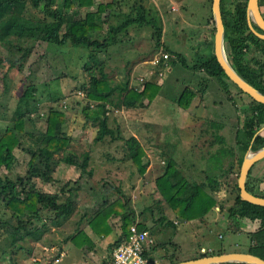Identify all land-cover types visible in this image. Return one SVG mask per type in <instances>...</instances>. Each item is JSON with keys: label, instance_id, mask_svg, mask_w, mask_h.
<instances>
[{"label": "rangeland", "instance_id": "374dc122", "mask_svg": "<svg viewBox=\"0 0 264 264\" xmlns=\"http://www.w3.org/2000/svg\"><path fill=\"white\" fill-rule=\"evenodd\" d=\"M52 1V8L59 10L64 17V30L73 23H84L86 13H95L98 5H110L104 12L94 14L96 16L93 23L99 29L92 34L99 41L104 39L108 25L123 21V15L130 12L131 8H143L146 17H156L162 28L160 43L163 51L154 48L156 39L153 30L149 26L141 28L138 25H132L125 33L120 34L117 44L105 52L93 51L99 62L91 63L89 71H86V65L91 50L86 47L73 48L67 43L57 48L40 43V36L21 39L13 37L9 42H0V48L9 52L5 59L8 58L12 63L20 61L22 65L10 68L9 60L0 62V136L12 121L17 99L30 83L34 87L33 95L37 101L30 102V105L37 106V114L46 115L49 107H55L65 116L63 132L70 138V149L57 153L54 155L55 159L46 160L45 164L37 165L33 173L34 184L43 193L67 195L73 186L72 182L79 176L77 170L82 168L85 161V170H92L89 180L86 176L81 180L82 184L89 181L92 187L88 186L87 190V186L82 185L81 190L76 189V194L72 193V200H76L72 203L70 215L64 217L63 221L45 224L46 217L42 215L41 220L40 212L31 227L30 236L15 244H9L11 239L6 235L8 233L0 228V264H105V255L100 249H97L99 252L95 250L91 254L88 245L81 247L72 243L74 235L78 245L84 242L82 236L77 234L94 215V208L97 209L98 204H101L103 189L100 184L103 182L112 185L104 193L111 195L113 199L122 200V193L128 198L124 202V208L127 212H133V223L152 225L147 227L150 239L156 245L155 252H149L147 257L151 263L154 260L157 264L185 261L192 258L199 247L202 248L201 252L245 254L248 247L245 231L234 234L226 231L227 223L220 210H212L205 222L193 221L186 225V222L176 219L171 210L162 203L154 183L164 170V161L169 160L182 173V177L199 185L203 183L204 175L213 177L214 173L224 170L229 158L225 157L227 159H224L225 166L222 170L216 168L221 162L217 161L218 156L215 153L219 147L212 148L208 145L217 135L213 124L218 122L223 126L220 135H224V142L229 148L234 146L235 122L243 119V109L239 107L242 98L241 95L238 96L237 87L228 83L224 88L219 80L204 82V74L190 70L199 53L204 56L213 54L215 27L210 8L211 0H94L95 5L89 9L75 6L70 10L63 8L64 0ZM231 2L232 0H228V4ZM25 11L30 13L31 18L33 14L35 19L41 21L40 15L27 7ZM260 11L264 19V6ZM131 16L134 17L135 14ZM18 47L23 51L30 50L28 56L22 58L23 52L19 54ZM164 54L168 56L167 60H163ZM176 55L185 60L186 67L179 64ZM153 59L159 62L157 70L161 77L157 75L148 81L160 84L158 95L149 106L144 100L139 104L135 102V106H127L118 99L119 94L115 93L109 99L106 113L107 126L113 131L114 139L105 137L95 143L98 127L94 123L86 122L82 114V108L87 105L83 100V91L88 85L89 73L99 76L98 68H101L100 72L112 85H122L127 81L130 89L138 90V79L149 76L144 68ZM161 59L164 62L160 64ZM185 87L202 91L197 93V99L186 113L176 109L173 101ZM228 96L233 97L238 110L228 101ZM26 119L27 116L24 119L23 133H16L20 141V146L14 150L18 161L15 164L16 171L0 168L12 181H16L18 174L25 176V173L19 172L24 171L34 152L31 135L45 129L44 119H35L34 113L30 120ZM260 132L264 135V128ZM129 137L135 138L143 149L145 171L142 175L138 174L130 159L125 144ZM234 149L241 154L240 148L234 146ZM64 163L71 165L65 166ZM256 165L259 170L262 169V166L257 163ZM52 169H55L54 177L56 173L60 174L58 178L55 177L52 181L50 178L49 181L47 175L52 173ZM229 173H233L228 179L231 190L225 188V178L215 192L217 201L223 202L225 206L233 201L232 189L239 176L236 168L230 169ZM261 188H264L263 184ZM83 192H86V196H82ZM65 195H62L63 199L66 198ZM2 208L0 204V218L6 219ZM160 213L177 227L164 226L165 224L162 226ZM117 218L119 217L112 221L116 228L121 222Z\"/></svg>", "mask_w": 264, "mask_h": 264}, {"label": "trees", "instance_id": "16d2710c", "mask_svg": "<svg viewBox=\"0 0 264 264\" xmlns=\"http://www.w3.org/2000/svg\"><path fill=\"white\" fill-rule=\"evenodd\" d=\"M247 1L248 0H232V2L228 4V0H220V12L224 26V50L232 69L246 83L264 95V40L259 39L249 30L246 19ZM94 5V0H64L63 8L65 10H70L77 6L78 8L89 9ZM52 6V0H0V42H9L13 37L21 39L40 36V43L54 45L57 48H61L62 45L67 43H70L73 48L86 47L91 50L89 54L90 58L86 65V71H89L91 63L99 62L94 52H105L109 47L115 46L120 34L125 33L130 26L138 25L141 28L149 26L153 30L156 39L154 48L155 50L163 51L160 43L162 28L156 17H146L143 8L137 7L134 8V10L131 8L130 12L123 15V21L116 25H108L104 39L99 41L92 34L99 29V27L93 23L96 16L94 14L104 12L110 5H98L95 13H90V11L86 13L84 23H73L66 30H64L63 15L59 10L53 9ZM258 6L260 10V8L264 6V0H258ZM26 7L35 12L36 15H40L41 21L39 22L38 19H35L33 14H31V18L30 13L25 11ZM133 13L135 14L134 17L131 16ZM252 27L256 33L263 35V32L254 24H252ZM17 51L19 54L23 52L21 56L24 58L28 56L30 50L23 51L18 47ZM8 54L9 52H4L0 48V62L9 60L8 58L5 59ZM176 57L178 58L179 64L186 67L185 60L179 55H176ZM8 63L10 68L22 67L20 61L12 63V61L9 60ZM153 68L155 70L154 73H156L154 77H157V66ZM190 70L194 73L204 74V82L219 80L224 88L228 86V83L232 84L225 76L212 53L208 56L199 53ZM100 71L101 68H98L99 76L93 72L89 73L90 79L88 85L84 88L85 91H83V100L87 105L82 108V114L86 122L94 123L98 127L97 135L94 139L95 143L102 141L105 137L114 139L113 131L107 126L106 113L108 112L107 104L110 102L109 99L115 93L119 94L118 99L127 106H135V102L139 104L142 100L146 101L145 104L149 106L161 90L160 84L150 82L141 83L138 90L137 88L130 89L127 82L122 85H112L109 79L102 75ZM201 90H203V87ZM33 91L34 87L32 83L25 87L20 98L17 99L18 104L14 110L12 121L0 136V168L3 167L8 171H16L15 164H17L18 161H16L14 156V150L20 146V141L16 133H23L25 116H27L26 120H30L32 113H34L35 119H44L45 129L30 137L34 145V152L29 157L24 171L19 172L25 173V176H20L18 174L16 181H12L5 176L0 169V204L3 207V216H7L6 219L0 218V228L3 229L5 233H8L6 235L11 239L9 244H15L30 236L31 227L36 222L40 212L42 213L40 215L41 220L43 216L46 217L45 224H57L63 221L64 217L66 218L70 215L72 203L76 200H72V193L76 194V189L81 190L82 185L87 186V190H89L88 186L92 187L89 181L84 184L81 182L84 176H86L88 180L92 176L91 169L88 171L85 170L87 165L86 161L79 170H77L78 168L76 167L79 176L73 182L71 181L73 186L68 190L67 195L62 193H60V195L43 193L42 190L34 184V168L41 163L45 164L46 160L55 159L54 155L57 153H63L69 150L70 138L63 132L65 116L61 110L55 107H49L47 114L40 116L36 111L37 106L34 105L31 107L30 102L37 103ZM237 91L239 94L238 96L241 95L242 98L239 107L243 109V119H241V122H235L234 146L240 148L241 154L236 153L234 146L229 148L226 146L224 137L220 135L223 126L218 123L213 124V128L217 131V135L215 137L213 136L214 138L208 144L212 146V148L215 146L219 147V149H216L215 153L218 156L217 161L219 162L221 160V162L216 165V168L222 170L225 166V160L229 158L226 168L222 170L219 175L220 178L224 177V179H227L233 174L229 173L230 169L236 168L240 171L244 154L249 148L255 151L256 149L264 147V137H262L260 132L264 128V105L256 103L248 95L239 91V89ZM198 92L199 90L197 89L185 87L173 100L175 103L174 107L186 112L192 106L193 101L197 99ZM228 101L238 110L237 106H235L233 97H229ZM125 144L129 151L133 166L136 167L138 174L142 175L145 171V166L143 165L144 152L142 147L133 137L126 139ZM87 159L88 157L86 160ZM66 164L71 165L69 163H64L63 165L66 166ZM59 165L60 164H58V167ZM52 170V173L47 175L49 181L50 178L51 181L55 177L58 178L60 174L56 173L54 177L55 173L53 172L55 169ZM180 174L182 173H180L177 168L173 167L171 160L168 162L164 161V170L154 182L160 199H162V203L171 210L175 218L182 222H186V224H191L193 221L204 222L210 212L216 208L220 210V214L225 217L222 216L227 223L225 228L226 231L232 234L240 233L242 230L245 231L244 233L248 237L246 254L258 257L264 261V207L242 201L239 196L237 182L232 189V195L234 196L233 201L231 204L225 206L223 202L219 203L215 197V192L219 190L221 185L218 182L219 177L217 179L216 176L214 178L206 176L204 182L199 185L191 179L189 180L182 177ZM249 174L247 179L249 178ZM62 177L63 175H61V178ZM67 183L68 182H66L65 185H67ZM100 186L103 189L100 199L101 204H98L97 209L94 208V215L89 224L97 236L104 237L108 232L105 230L107 229L106 221L109 218L119 217L117 219L121 220L120 227L122 237L115 242L109 243L108 249L112 251L127 240L129 228L133 223V212H127L125 210L124 202L127 201L128 198L123 193L121 194L122 200L117 198L113 199L111 195L104 193L109 188H112V185L103 182ZM245 187L246 190L254 196L264 198V193L252 190L248 186V182H246ZM208 190L210 191L207 192ZM62 195H65L66 198L63 199ZM99 212L100 214H98ZM160 214L161 217L159 220L161 222L166 221L162 213ZM166 222L172 228L177 227L174 222ZM229 222L230 224H228ZM138 229L144 231L145 228L144 226H140ZM77 235H81L84 242L78 245L75 238V240L72 241L75 246H92V242H90L83 231H80ZM152 247L145 250L144 255L146 257ZM201 249L202 248L199 247L196 256L193 258L194 260L225 254V252L220 251L217 253L201 252ZM174 263L175 262H170V264Z\"/></svg>", "mask_w": 264, "mask_h": 264}, {"label": "water", "instance_id": "95a60500", "mask_svg": "<svg viewBox=\"0 0 264 264\" xmlns=\"http://www.w3.org/2000/svg\"><path fill=\"white\" fill-rule=\"evenodd\" d=\"M212 17L215 27L213 36V56L223 70L228 80L235 85L239 91L248 95L253 101L264 105V95L246 83L230 66L224 50V26L220 12V0H212L211 5ZM246 19L249 30L252 31L259 39L264 40V19L258 6V0H248L246 8ZM252 24L263 32V35L254 31ZM264 159V147L255 151H248L243 157L237 179L239 196L242 201L264 207V198L256 197L246 190V179L251 167ZM176 264H264V261L258 257L243 253H228L219 256L204 257L191 261Z\"/></svg>", "mask_w": 264, "mask_h": 264}, {"label": "crops", "instance_id": "0c3cea01", "mask_svg": "<svg viewBox=\"0 0 264 264\" xmlns=\"http://www.w3.org/2000/svg\"><path fill=\"white\" fill-rule=\"evenodd\" d=\"M152 61V60H151ZM150 61V62H151ZM161 62L163 63L164 61L161 59L160 60V64H161ZM153 67H156V66H152L150 63H149V66L148 67H146V68H144V69H146V71H148V77L146 78V79H142V78H140V79H138L139 80V84H141V83H143V82H150V81H148V80H150V79H152V77H154V72H155V70H154V68ZM157 67H159V65L157 66ZM144 72H145V70H143ZM143 72V73H144ZM157 72H158V70H157ZM137 73L135 72V75H136ZM158 76H159V73H158ZM161 77V76H160ZM159 81V80H158ZM127 82V81H126ZM125 84V83H124ZM133 85V84H132ZM134 86V85H133ZM187 112V111H186ZM185 112V113H186ZM195 112V111H194ZM218 123V122H217ZM218 124H220V123H218ZM220 133H221V131H220ZM222 136L224 137V135L222 134ZM262 137H264V135H262ZM217 149V148H216ZM249 150H250V148H249ZM257 164H259L260 166H262V169L261 170H259V167L256 165V163L251 167V171H250V174H249V178L248 179H246V182H248V186L252 189V190H254V191H256V192H263L264 193V188L262 189L261 188V184H263L264 185V159H262V160H260L259 161V163L257 162ZM257 170V171H256ZM220 173L221 172H218V173H214L215 175L213 176V177H211V176H209V177H211V178H214L215 176L217 177V179H218V177H219V175H220ZM210 175H212V173L210 174ZM206 176H208V174H206V175H204V179L206 178ZM158 178V177H157ZM156 178V179H157ZM155 179V180H156ZM221 179H223L224 180V177L223 178H220L219 177V180H218V182L221 184V181H223V180H221ZM228 179H230V177H228L225 181H226V187L225 186H223V187H225L226 189H230V183H229V181L230 180H228ZM225 181H224V183H225ZM68 182V181H67ZM202 182H204V181H202ZM231 190V189H230ZM230 190H229V192H230ZM210 190H208L207 192H209ZM225 192V191H224ZM250 193V192H249ZM83 195L85 194L86 195V192H83L82 193ZM252 194V193H251ZM217 199V198H216ZM175 217V216H174ZM92 218H93V216L92 217H90L89 218V220H88V222H87V224H86V226L82 229V231L86 234V236L89 238V240H90V242H92V246H88V251H89V253H93V251H95V250H97V249H100L101 250V252L103 253L104 252V255H105V258H106V262H105V264L107 263V262H109V260H110V256H111V253H112V251H109V249H108V245H109V243H111V242H115L116 240H118L120 237H122V231H121V222H119L120 224H119V227L118 228H116L115 226H114V224L112 223V221L113 220H116V219H113V218H109L107 221H106V225H107V229H105L106 231H108L107 232V234L104 236V237H100V236H97L95 233H94V231L91 229V225L89 224L90 223V221H92ZM165 219H166V217H164ZM167 221V220H166ZM166 221H160V223H162L161 225L163 226V224H165L164 226H169V224H167V222ZM169 221V220H168ZM206 221V218H205V220H204V222ZM159 222V221H158ZM171 222H173V221H171ZM152 223H155V221H153L152 220ZM133 224H136V225H138V227H140V226H144V231H146V232H148V230H147V227H151L150 225H148V226H146L144 223H141V224H139V223H136V222H134V223H132V225ZM175 224V223H174ZM188 224V223H187ZM186 224V225H187ZM160 225V224H159ZM164 233H165V228H164ZM148 234H149V232H148ZM75 236V235H74ZM73 236V238H74V240H75V237ZM72 238V237H71ZM159 239H161V237L159 238ZM152 242H153V247H152V249H151V251L149 250V252H155V243H154V241H153V239H152ZM202 250V249H201ZM204 250V249H203ZM98 251V250H97ZM99 252V251H98ZM155 254V253H154ZM226 254V253H225ZM228 254V253H227ZM196 256V253L194 254V256L192 257V258H188L187 260H185V261H174L175 263L174 264H176V263H181V262H186V261H191V260H194L193 258ZM168 259H169V256H168ZM155 262H156V260H154ZM155 262H153L154 264H157V262L155 263ZM83 263H86V262H83ZM166 264H170V262H168V263H166Z\"/></svg>", "mask_w": 264, "mask_h": 264}, {"label": "built area", "instance_id": "2783aa9c", "mask_svg": "<svg viewBox=\"0 0 264 264\" xmlns=\"http://www.w3.org/2000/svg\"><path fill=\"white\" fill-rule=\"evenodd\" d=\"M162 58L163 60H167L168 56L164 54ZM150 64L158 66L159 62L157 63L153 59ZM152 246L153 242L148 232L140 231L138 225L133 224L129 228L127 240L113 250L111 258L106 264H154L148 260V256L144 255L145 250Z\"/></svg>", "mask_w": 264, "mask_h": 264}]
</instances>
